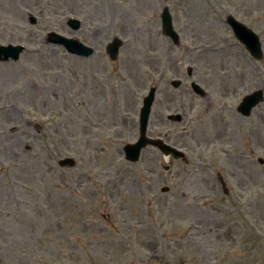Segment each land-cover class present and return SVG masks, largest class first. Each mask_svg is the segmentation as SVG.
I'll list each match as a JSON object with an SVG mask.
<instances>
[{
	"label": "rangeland",
	"instance_id": "obj_1",
	"mask_svg": "<svg viewBox=\"0 0 264 264\" xmlns=\"http://www.w3.org/2000/svg\"><path fill=\"white\" fill-rule=\"evenodd\" d=\"M163 8L178 45L162 33ZM229 14L258 34L261 60L234 38ZM51 31L94 55L49 44ZM115 37L124 45L112 62ZM9 44L25 51L0 62V264H264V102L248 118L236 110L264 91V0H0ZM187 67L208 98L185 88ZM151 86L148 134L187 163L153 148L124 159ZM64 157L77 166L58 167Z\"/></svg>",
	"mask_w": 264,
	"mask_h": 264
},
{
	"label": "water",
	"instance_id": "obj_2",
	"mask_svg": "<svg viewBox=\"0 0 264 264\" xmlns=\"http://www.w3.org/2000/svg\"><path fill=\"white\" fill-rule=\"evenodd\" d=\"M162 20H163V27L165 33L172 38L173 42L177 43L178 37L176 33L172 30L171 19L166 11L162 15ZM228 23L232 25L237 38L246 46V48L250 51V53L257 59H260L262 53L260 50V44L258 42V38L250 30L238 24L232 18H228ZM77 24L79 25L78 22ZM77 24L76 22H73L74 27H77ZM49 40L54 43L63 44L68 49V51L77 55L87 56L92 53V50L83 47L81 44H79L77 41L74 40H67L63 37L54 34L50 35ZM120 47H121V42L118 39H114L113 42L108 45L107 52L112 60H115L117 58ZM21 51H22L21 47L0 46V55H3L4 60H8L9 58H12L13 60H17ZM174 85H178V82H175ZM193 88L195 92L200 93L201 90L199 89L198 86L193 85ZM154 91H155L154 89H151L149 95L144 100V107L141 111V129H140L141 138L139 142L133 145H128L124 148L126 157L130 161H137L140 150L143 147H145L146 144H152L154 146H157L165 155L171 154L175 158L181 155L180 153L166 146L161 141L159 140L152 141L146 139L145 137L150 106L154 98ZM262 100L263 98L261 91L251 94L250 96L244 99V102L239 108L240 112L244 116H249L251 110L260 102H262ZM59 165L61 167L66 165L72 167L75 165V162L73 161V159H65L61 161Z\"/></svg>",
	"mask_w": 264,
	"mask_h": 264
}]
</instances>
